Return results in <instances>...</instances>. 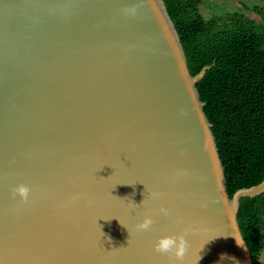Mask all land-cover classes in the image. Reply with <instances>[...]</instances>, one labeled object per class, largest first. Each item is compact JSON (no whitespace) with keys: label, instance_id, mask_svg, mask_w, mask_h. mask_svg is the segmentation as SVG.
<instances>
[{"label":"water","instance_id":"1","mask_svg":"<svg viewBox=\"0 0 264 264\" xmlns=\"http://www.w3.org/2000/svg\"><path fill=\"white\" fill-rule=\"evenodd\" d=\"M208 69L163 0H0V264H170L185 230L184 264H255L237 215L264 179L228 195Z\"/></svg>","mask_w":264,"mask_h":264},{"label":"trees","instance_id":"2","mask_svg":"<svg viewBox=\"0 0 264 264\" xmlns=\"http://www.w3.org/2000/svg\"><path fill=\"white\" fill-rule=\"evenodd\" d=\"M179 35L222 165L228 195L264 179V27L238 13L209 21L200 0H163ZM252 11L264 20V10ZM237 221L256 264L264 250V192L240 199Z\"/></svg>","mask_w":264,"mask_h":264},{"label":"clouds","instance_id":"3","mask_svg":"<svg viewBox=\"0 0 264 264\" xmlns=\"http://www.w3.org/2000/svg\"><path fill=\"white\" fill-rule=\"evenodd\" d=\"M29 193L30 188L24 184H19L11 189V194L13 198L18 195L21 199V202L24 203L28 201ZM153 195L155 198L158 194ZM143 203L144 201L142 202V204ZM159 214L165 217L169 215L168 210L164 207H161L159 209ZM153 224L154 220L152 219L151 214H147L143 217L142 222L138 223L135 226V230L137 232H146L151 229ZM188 234V230H185L184 233L180 235L160 237L156 240L154 244V251L161 255L167 256L170 264H184L185 256L189 248L188 241L186 240V236Z\"/></svg>","mask_w":264,"mask_h":264},{"label":"rangeland","instance_id":"4","mask_svg":"<svg viewBox=\"0 0 264 264\" xmlns=\"http://www.w3.org/2000/svg\"><path fill=\"white\" fill-rule=\"evenodd\" d=\"M254 7H261L264 10V0H200L198 6L200 14L207 21L225 15H227L225 20H228L229 16L236 12L264 27V20L252 11ZM256 264H264V250L261 252L259 261Z\"/></svg>","mask_w":264,"mask_h":264}]
</instances>
